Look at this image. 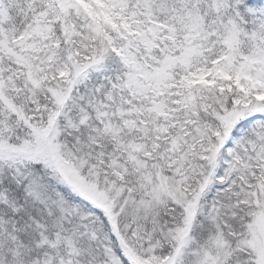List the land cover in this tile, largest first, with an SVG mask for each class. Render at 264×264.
Segmentation results:
<instances>
[{"label":"snow or ice","instance_id":"6c2138e0","mask_svg":"<svg viewBox=\"0 0 264 264\" xmlns=\"http://www.w3.org/2000/svg\"><path fill=\"white\" fill-rule=\"evenodd\" d=\"M0 264H264V0H0Z\"/></svg>","mask_w":264,"mask_h":264}]
</instances>
